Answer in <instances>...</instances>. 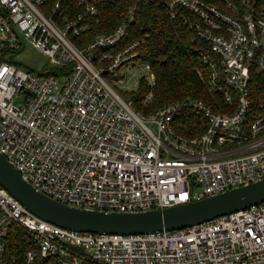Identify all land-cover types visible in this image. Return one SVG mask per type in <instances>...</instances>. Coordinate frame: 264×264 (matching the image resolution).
Instances as JSON below:
<instances>
[{"label": "built area", "instance_id": "built-area-1", "mask_svg": "<svg viewBox=\"0 0 264 264\" xmlns=\"http://www.w3.org/2000/svg\"><path fill=\"white\" fill-rule=\"evenodd\" d=\"M98 0H75L68 17L59 0H0V152L36 190L85 209L162 208L264 176V98L248 115L250 69L264 72V0H168L188 13L195 34V67L230 112L200 100L164 103L148 113L109 84L139 69L153 96L155 74L139 40L113 48L132 21L94 34L77 46L70 35L89 28ZM42 52L50 68L21 63L23 46ZM53 71L55 73H52ZM182 106L202 113L197 135L176 131ZM10 222L36 247L21 264H264V200L200 223L142 233L79 231L43 220L0 185V264Z\"/></svg>", "mask_w": 264, "mask_h": 264}, {"label": "trees", "instance_id": "trees-1", "mask_svg": "<svg viewBox=\"0 0 264 264\" xmlns=\"http://www.w3.org/2000/svg\"><path fill=\"white\" fill-rule=\"evenodd\" d=\"M56 0H44L45 9ZM168 0H98L96 13L85 20L89 28L78 35H70L77 46L89 42L94 34L109 32L119 23L126 21L128 9L133 8L132 21L127 23L123 37L109 49H116L129 41L139 40L142 51L140 57L147 61L155 74L153 96L147 106L136 102L147 90L143 78H140L134 91L128 93L134 109L148 113L164 103L200 100L213 111L230 112L234 104H227L222 96L208 89L204 79L200 78L195 67L200 66L193 50L194 31L187 26L184 15L188 12L180 6H174V15H170ZM218 6L220 0H207ZM60 10L68 17L78 10L75 0H59ZM55 73L53 71H50ZM249 100L248 115L258 113L259 102L264 98V72L251 68L247 82ZM135 109V110H136ZM174 129L186 136L199 134L206 126L202 113L190 106L179 108L172 120ZM35 248V242L28 237L23 227L10 222L4 237L3 264H21L26 248Z\"/></svg>", "mask_w": 264, "mask_h": 264}, {"label": "water", "instance_id": "water-1", "mask_svg": "<svg viewBox=\"0 0 264 264\" xmlns=\"http://www.w3.org/2000/svg\"><path fill=\"white\" fill-rule=\"evenodd\" d=\"M0 185L37 217L56 225L97 233H142L200 223L264 200L261 179L162 208L105 211L74 207L36 190L0 152Z\"/></svg>", "mask_w": 264, "mask_h": 264}, {"label": "rangeland", "instance_id": "rangeland-1", "mask_svg": "<svg viewBox=\"0 0 264 264\" xmlns=\"http://www.w3.org/2000/svg\"><path fill=\"white\" fill-rule=\"evenodd\" d=\"M17 52H18V58L20 59L21 63L28 66L34 71L40 72V71L50 68V63H48L46 56L42 52L36 50L35 48L24 45L22 48L17 50ZM132 70H134L135 73H129V72L126 73L128 74V77L126 79H123L122 81H118L119 77L117 76H112L111 80H108L109 84L116 90V92L121 97L125 99L129 98L131 101H132V98L128 93L135 90L138 84L136 80L139 77H141L142 74H144V73H141V71L138 68L137 69L132 68ZM136 103L141 104L140 97ZM132 106L134 107V102H132ZM141 113H145V112H141Z\"/></svg>", "mask_w": 264, "mask_h": 264}]
</instances>
